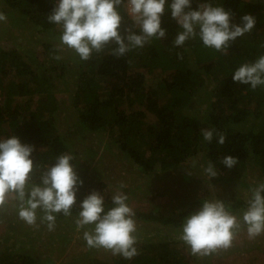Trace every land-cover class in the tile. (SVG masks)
<instances>
[{"label": "trees", "instance_id": "trees-1", "mask_svg": "<svg viewBox=\"0 0 264 264\" xmlns=\"http://www.w3.org/2000/svg\"><path fill=\"white\" fill-rule=\"evenodd\" d=\"M56 2L0 0V12L12 24H30L28 28L35 35L24 48L0 47V139L15 135L21 143L34 146L33 162L41 168L54 163L57 156L71 153L83 180L72 215L56 214L55 224L75 219L77 206L93 190L105 196V210L113 206L112 195L105 191L99 174L70 152L69 140L57 129L56 114L63 102L67 103L74 133L108 139L106 146L116 147L143 174L180 169L203 152L207 162L215 165L218 181L237 182L246 170L256 169L262 177L259 182H264V86L253 90L249 84L232 80L239 66L264 55V0H212L234 13L233 23H241L245 14L256 18L253 30L238 37L227 55L204 47L198 36L183 46H174L182 29L171 19L169 10L163 16L164 38H153L121 57L112 54L116 45L109 44L103 51L93 52L87 61L60 45L61 28L47 19ZM196 7L193 0L192 8ZM120 11L124 25L131 24L125 10ZM57 55L61 58L55 59ZM154 72L159 78L151 85L147 79ZM60 92L65 99H59ZM206 127L225 132V144L218 145L215 134L210 143L205 141L200 130ZM227 155L236 157L238 164L225 166L221 161ZM39 176L40 172L34 171L33 181L38 182ZM184 176L187 180V174ZM207 195L201 191L186 208L173 212L156 206L137 209L134 219L157 227L155 233L169 229L180 236L184 218L199 210ZM232 197L225 203L229 211L246 210L247 202ZM7 208L16 212L11 203ZM3 216L0 213V220ZM19 223L20 219L9 226L18 231L24 226ZM6 246H0V264H43L22 248L15 251ZM136 247L139 254L131 260L111 255L93 258L92 263L210 264L215 256H193L180 238L169 234L144 236Z\"/></svg>", "mask_w": 264, "mask_h": 264}, {"label": "clouds", "instance_id": "clouds-1", "mask_svg": "<svg viewBox=\"0 0 264 264\" xmlns=\"http://www.w3.org/2000/svg\"><path fill=\"white\" fill-rule=\"evenodd\" d=\"M196 3L193 9V0H57L47 19L60 26V45H66L84 61L109 44L116 45L112 54L121 57L144 47L153 38H164L163 16L169 10L171 19L182 29L174 40L176 47L198 36L204 47L227 55L231 44L256 25V18L251 14L243 15L237 24L232 22L234 13L222 4H214L212 0H196ZM122 8L132 21L129 25H124ZM6 20L5 13L0 12V22ZM177 55L182 58L181 54ZM232 80L249 84L253 90L264 86V55L239 66ZM200 131L209 143L214 134L218 145L226 142L225 132L208 127ZM33 150L34 146L21 143L15 135L0 139V210L11 203L22 221L37 227L39 214L40 222H46L48 230L53 231L56 214L72 215L83 180L77 174L71 153L61 154L54 163L41 168L40 163L33 162ZM221 162L232 168L239 161L227 155ZM201 167L209 178L218 174L212 161ZM34 171L40 172L38 182L33 181ZM125 187L123 182L119 184V189ZM250 191L242 218L229 211L219 199H205L199 210L184 218L179 238L193 256L207 257L228 250L242 226H246L250 239L264 234V182ZM128 199L126 193L118 190L111 197L113 206L105 210V196L93 190L77 206L75 226L78 231L85 229L83 239L88 248H103L125 260L139 254L136 213L127 203Z\"/></svg>", "mask_w": 264, "mask_h": 264}, {"label": "rangeland", "instance_id": "rangeland-1", "mask_svg": "<svg viewBox=\"0 0 264 264\" xmlns=\"http://www.w3.org/2000/svg\"><path fill=\"white\" fill-rule=\"evenodd\" d=\"M24 25V23L12 24L8 18L6 22H0V47L5 49L26 47L27 41L32 39V36L34 39L35 35H33L32 28H28L30 24ZM157 72L148 76L149 84L153 85L157 81L159 78ZM58 95L59 99H65L63 93L60 92ZM192 109L194 110V107ZM56 116L57 129L69 140L67 143L70 152L86 161L92 172L99 174L106 185V192L112 196L118 190L126 193L133 210L156 206L162 211L173 212L186 208L191 198L200 194L201 191L208 192L207 200L219 199L226 203L234 196V199L247 202L251 197L250 189L257 186L262 179L256 169L246 170L241 180L228 184L218 181V174L209 178L201 167L207 165L203 152H199L194 159L188 160L180 169L169 173L156 171L154 175H146L129 163L116 147L106 146L109 144L108 139H102L94 134L81 136L74 133V125L66 102L61 103ZM184 173L187 174V180H185ZM121 182L126 184L123 189H119ZM220 195H224L223 198ZM183 199H186L184 203H182ZM7 207L0 210L1 214H5L0 220V246L6 244L7 248L15 251L22 248L43 264H93V258L104 259L112 255L110 251L103 248H88L83 239L85 229L78 231L73 218L55 224V229L49 231L46 222L41 223L37 219L38 227L30 226L21 221L17 212L8 210ZM233 214L242 218L243 212L237 209ZM18 219H20L19 224L24 226L15 231L9 225ZM136 224L139 242H142L143 237L148 235L163 237L169 234L173 238H179V234L173 230L159 229L155 233L157 227L153 225ZM85 253L87 257L84 256ZM210 264H264V234L250 239L246 226H242L232 247L215 253Z\"/></svg>", "mask_w": 264, "mask_h": 264}]
</instances>
